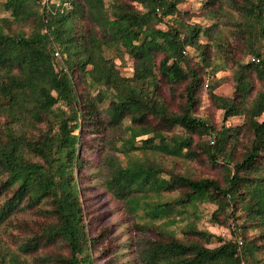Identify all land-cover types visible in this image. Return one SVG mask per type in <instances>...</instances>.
Returning a JSON list of instances; mask_svg holds the SVG:
<instances>
[{
	"label": "trees",
	"instance_id": "obj_1",
	"mask_svg": "<svg viewBox=\"0 0 264 264\" xmlns=\"http://www.w3.org/2000/svg\"><path fill=\"white\" fill-rule=\"evenodd\" d=\"M40 1L0 0V264H264V0H206L209 27L184 0ZM221 20L241 51L231 97ZM205 90L221 126L197 115ZM88 181L118 203L124 246L104 245ZM207 204L230 238L200 229Z\"/></svg>",
	"mask_w": 264,
	"mask_h": 264
},
{
	"label": "rangeland",
	"instance_id": "obj_2",
	"mask_svg": "<svg viewBox=\"0 0 264 264\" xmlns=\"http://www.w3.org/2000/svg\"><path fill=\"white\" fill-rule=\"evenodd\" d=\"M206 0H184L180 5V8L184 11L194 14L192 22L200 23L204 27H209L213 24V21L208 17L204 16L206 10L204 9V3ZM241 1V0H238ZM222 12L226 15H230L228 7L224 6ZM8 16L4 12L3 8L0 7V17ZM227 20L220 21L219 25L221 28V37L225 40H220L221 46H224L222 49H213V58L216 64L214 69V82L218 84V89L216 93L220 96L231 97L234 94L235 82L233 80L234 75V59L241 56V51L235 48V42L231 39V28L230 24L226 23ZM165 28L164 26H162ZM238 46V45H237ZM241 48V47H240ZM233 52L234 57L229 55ZM225 57H224V55ZM228 59L229 61H227ZM248 58L244 60V63L248 62ZM127 66L123 68V73L127 76H131L132 69V60L126 57ZM169 98V95H166ZM198 116L201 118L208 119L212 121L215 125L221 126L224 122V113L223 111L217 110L209 99L207 90L203 92L201 108L198 111ZM243 122L242 118H232L226 125H238ZM207 137L205 138V140ZM85 156L92 162L98 163L101 158L100 153L87 152ZM194 171L199 176L211 177L215 172L207 167L202 165H194ZM83 198L85 199V204L87 211L93 214L95 218V223L99 226L97 230L100 232L102 227H109L110 236L109 239L104 243V245H109L112 248L118 246H124L128 242L127 229L124 225L123 213L119 211L118 203L115 202L107 195L106 191L101 188V186L96 182L88 181L83 185ZM216 209L215 206L207 204L200 208L202 220L199 223L200 229L208 230L214 234L220 235L224 238H230V232L228 229L220 228L214 226L210 223L211 214ZM128 226V225H127ZM181 237V233H178ZM102 263V262H101Z\"/></svg>",
	"mask_w": 264,
	"mask_h": 264
},
{
	"label": "built area",
	"instance_id": "obj_3",
	"mask_svg": "<svg viewBox=\"0 0 264 264\" xmlns=\"http://www.w3.org/2000/svg\"><path fill=\"white\" fill-rule=\"evenodd\" d=\"M48 2H49V0H41V1H40V3H41L42 6H46ZM55 56H56L57 58L60 57V51H59V48H58V47H55ZM240 243H241V242H240Z\"/></svg>",
	"mask_w": 264,
	"mask_h": 264
}]
</instances>
